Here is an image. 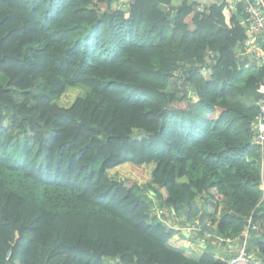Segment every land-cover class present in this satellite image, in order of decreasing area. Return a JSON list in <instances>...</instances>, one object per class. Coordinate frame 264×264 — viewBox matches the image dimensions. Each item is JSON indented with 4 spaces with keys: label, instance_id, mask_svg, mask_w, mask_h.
Instances as JSON below:
<instances>
[{
    "label": "trees",
    "instance_id": "1",
    "mask_svg": "<svg viewBox=\"0 0 264 264\" xmlns=\"http://www.w3.org/2000/svg\"><path fill=\"white\" fill-rule=\"evenodd\" d=\"M111 1L0 0V264L235 255L169 247L175 234L155 207L199 228L213 208L214 240L234 248L253 216L255 259L234 264H264L259 106L244 100L259 97L264 64L240 55L242 4L229 25L227 0H132L100 14ZM40 80L44 92H30ZM71 87L87 93L60 106ZM24 142L16 156L9 146Z\"/></svg>",
    "mask_w": 264,
    "mask_h": 264
},
{
    "label": "built area",
    "instance_id": "2",
    "mask_svg": "<svg viewBox=\"0 0 264 264\" xmlns=\"http://www.w3.org/2000/svg\"><path fill=\"white\" fill-rule=\"evenodd\" d=\"M200 2L207 3V0H200ZM236 2L238 4L241 3L243 8V18L240 23L246 25L248 29L256 35L258 43L257 45H255L254 48L258 49L261 52H264V0H236ZM196 9L200 11L202 10V6H197ZM228 24L231 25V23ZM251 44L252 43L250 41H247L248 50ZM258 91L259 99L257 104L259 106V112L252 123V141L254 144L259 145L261 147V167L262 171H264V82L260 84ZM154 211L163 221H166V219L164 218V211L162 209H158L155 207ZM247 223L248 224L245 231L237 239L239 240L241 237H243V243H241L236 250H234L233 248V250L230 249L231 252H235V255L224 259L226 264H234L242 259H255L254 254L248 251V240L252 236V231H260L261 226L259 223L253 220V216L247 219ZM187 228L188 229L186 230L189 233L195 227L189 225V227ZM219 239L220 240L217 245L221 246L223 239ZM228 241L230 243L234 242L231 240ZM11 255L12 251H9L7 254V259H10ZM257 263H259V261Z\"/></svg>",
    "mask_w": 264,
    "mask_h": 264
},
{
    "label": "crops",
    "instance_id": "3",
    "mask_svg": "<svg viewBox=\"0 0 264 264\" xmlns=\"http://www.w3.org/2000/svg\"><path fill=\"white\" fill-rule=\"evenodd\" d=\"M214 1H217V0H207V3L214 2ZM228 3L229 4H228L227 8L225 9V15L227 18V23H231V19H232L233 15L235 13H237V11L239 10L238 9L239 5L236 2V0H231L230 2L228 1ZM240 20L242 21V16L240 17ZM248 33H249V39L247 41H250L252 44H251L248 51H246L245 53H241L240 55L243 56V59H249L250 61H256L258 65H263L264 64V54H263L264 52H261L258 49L254 48L255 45H257V43H258L257 39H256V35L254 33H252L250 30H248ZM195 100L198 101L199 99L195 98ZM244 100L246 103H248L250 105L258 103L257 99H256V101H254L249 96L245 97ZM169 219H171V218H169ZM206 224L213 227V229L217 228V225H211L210 222L207 223V221H206ZM170 225H171V228L173 230L178 231V233H175L173 238L178 237L179 240H182L184 242L181 243L179 246L177 244H171L170 241L173 239L172 238L168 243L169 247L174 248V249H178V250H181V251L187 252V253H188L189 249L195 250L198 252V255L195 257L203 255L207 250H209L210 252H215L218 255L219 254H225L226 247L222 246V245L221 246L217 245V243L219 241L216 242L214 240V238H216L217 236H216V234H214V232H211V230H202L201 228L196 227V230L203 231L204 235H201V233H196L197 240L195 241V240H193V238H194L193 234H189V236L184 234V233H188V232L185 231L184 228L181 229V227H185L181 222H178L176 224H172L170 222ZM186 242H188V243H186ZM236 248H237V246H236ZM236 248H233V249L236 250ZM230 252H231V250H230ZM232 253H234V252H231L229 254H232Z\"/></svg>",
    "mask_w": 264,
    "mask_h": 264
},
{
    "label": "rangeland",
    "instance_id": "4",
    "mask_svg": "<svg viewBox=\"0 0 264 264\" xmlns=\"http://www.w3.org/2000/svg\"><path fill=\"white\" fill-rule=\"evenodd\" d=\"M229 2L231 1V0H228ZM127 3V4H130V3H132V0H113V1H111L110 2V4H109V7L108 8H106V9H103V10H100V14H102V13H104L105 11H107L108 9H111V8H114V7H118V6H122L124 3ZM182 3H183V0H174L173 1V4L175 5V6H180V5H182ZM0 82H2V83H5L6 82V80L4 79V77H2V79L0 80ZM45 82L43 81V80H40L38 83H37V85L30 91V92H32V93H34V94H42L43 92H44V88H45ZM13 92H14V96H15V99H16V101H18V102H20L21 100H22V98H23V95H24V92H22V91H19V90H16V89H13L12 90ZM86 93H87V89L86 88H82V87H71V88H69L59 99H57V102H58V104L60 105V106H63V107H69V106H71L73 103H74V101L78 98V97H83V96H85L86 95ZM196 101V100H195ZM8 122H9V120H5V125H8ZM22 137L24 136V135H21ZM14 146V147H13ZM13 146H9L10 147V149L13 151V153L16 155V156H19V157H22L24 154V149H25V147H26V144H25V142L24 143H22V144H19V145H17V146H15V145H13ZM145 181H148V179L146 178V180ZM262 203H263V209H264V197H263V200H262ZM155 211L153 210V213H154ZM213 212H214V210H213V208H208V209H206L205 210V214L203 215V221H204V226H202V227H200V228H205V229H208V230H211V229H213V227H211V226H209V225H207L206 224V221H207V223H209L210 222V224H212V221L213 220H215L216 218H217V216H215L214 214H213ZM169 216H168V215ZM167 214H165V219H166V224L169 226V227H171V225H170V222L172 223V224H176V223H178V222H176L175 221V217H172L169 213H167ZM171 218V219H169V218ZM171 220V221H170ZM206 220V221H205ZM185 227H181V229L182 228H184L185 229V231H187L186 229H188L187 227H189V225L190 226H194L195 228H193L190 232H189V234H193V237L194 236H196V233H200V231H198V230H196V227L197 226H195V224H194V222H187V223H185V224H183ZM207 227V228H206ZM197 228H199V227H197ZM180 229V230H181ZM214 230V229H213ZM172 231H173V234H175V233H178V231H176V230H173L172 229ZM210 239V238H209ZM215 240H216V238H214ZM239 242V240H237V241H235L234 240V242H233V244H235V248H236V246H237V243ZM248 242L249 243H251V244H253V237L252 238H250L249 240H248ZM222 246H225V244H222ZM226 247V251H225V254H228V253H231L230 252V250H229V248H234V247H230V244L229 245H226L225 246ZM237 249V248H236ZM221 253V252H220ZM188 254L190 255V256H197L198 255V252L197 251H195V250H191V249H189L188 250ZM230 255V254H229Z\"/></svg>",
    "mask_w": 264,
    "mask_h": 264
},
{
    "label": "water",
    "instance_id": "5",
    "mask_svg": "<svg viewBox=\"0 0 264 264\" xmlns=\"http://www.w3.org/2000/svg\"><path fill=\"white\" fill-rule=\"evenodd\" d=\"M257 99H259V97H258ZM252 233H256V231L253 230ZM184 234L187 235V236H189V233H184ZM243 241H244V238L241 237V238L239 239V242L237 243V247H238L241 243H243Z\"/></svg>",
    "mask_w": 264,
    "mask_h": 264
}]
</instances>
